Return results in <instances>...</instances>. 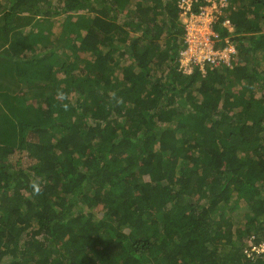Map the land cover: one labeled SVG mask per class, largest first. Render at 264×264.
Returning a JSON list of instances; mask_svg holds the SVG:
<instances>
[{
    "label": "trees",
    "instance_id": "obj_1",
    "mask_svg": "<svg viewBox=\"0 0 264 264\" xmlns=\"http://www.w3.org/2000/svg\"><path fill=\"white\" fill-rule=\"evenodd\" d=\"M191 1L0 0V264H264V0L186 73Z\"/></svg>",
    "mask_w": 264,
    "mask_h": 264
},
{
    "label": "built area",
    "instance_id": "obj_2",
    "mask_svg": "<svg viewBox=\"0 0 264 264\" xmlns=\"http://www.w3.org/2000/svg\"><path fill=\"white\" fill-rule=\"evenodd\" d=\"M180 2H181V4H180L181 8L186 9V11H188L190 9L191 2H192L191 0H181ZM220 5L222 7L225 6L226 5L225 0H218V1H215V3L212 2L211 6L209 7V10H211V12L209 14H206L207 8H203L199 15H197V16L191 15L190 16L193 18L190 19V21L186 25L187 36L189 34V31H190V24L193 22L192 20H194V19H195L194 20L195 26H198L200 24L199 22L203 21L205 18H209L207 28L209 29L210 33L207 34L206 39L201 44V46H202L201 52H203V53H201L200 59H199V54H197L196 56L191 55L190 58L187 59V56H185V55L187 54L188 50L183 53L184 59L182 61H184L185 63L184 64L182 62L181 63H182V67L184 69V72H186V73L190 72V65L192 62H195V64H199L201 66V69H204V63L205 62L210 63V69L217 67L221 61L225 64H229L231 55H233L235 53V49L232 46H225L221 49H216L214 46L215 41L213 40V38L217 40L218 37L216 34H214L213 32L210 31V28H211V23L213 22V20L214 19L218 20V18H216L215 15L219 14L217 17L222 16L220 11L218 10L219 7H221ZM222 25L224 27H227L229 30L232 29L230 21H228L227 19L223 20ZM252 250L256 253H263L264 252V242L258 246L253 247Z\"/></svg>",
    "mask_w": 264,
    "mask_h": 264
},
{
    "label": "rangeland",
    "instance_id": "obj_3",
    "mask_svg": "<svg viewBox=\"0 0 264 264\" xmlns=\"http://www.w3.org/2000/svg\"><path fill=\"white\" fill-rule=\"evenodd\" d=\"M180 4H181V2H180ZM206 8H207L206 14H209L211 12V10H209V7H206ZM192 18L193 17H190V16H189V18H186L185 19L186 23H188L190 21V19H192ZM194 20H192L193 22L190 24L189 34L185 38V41H187V44H189V47H188L189 49L187 51V54L185 55V56H187V59H189L191 55L196 56L197 54H199V59H200L201 53H203V52H201V50H202L201 44L206 39L207 34L210 33L209 29L207 28L209 18H205L203 21L199 22L200 24L198 26H195ZM263 23H264V21H263ZM182 63L184 64L185 62L182 61ZM22 233L23 232H19V235L21 234V236H24L25 234L24 233L22 234Z\"/></svg>",
    "mask_w": 264,
    "mask_h": 264
},
{
    "label": "clouds",
    "instance_id": "obj_4",
    "mask_svg": "<svg viewBox=\"0 0 264 264\" xmlns=\"http://www.w3.org/2000/svg\"><path fill=\"white\" fill-rule=\"evenodd\" d=\"M181 1V0H180ZM215 1H218V0H205L204 2H205V4H203V6H201L200 8H199V13L198 14H196V15H194V16H197V15H199L200 14V12L202 11V9L203 8H206V7H210L211 6V4H212V2L213 3H215ZM225 3H226V5L225 6H221V7H219V11H220V13H221V15L222 16H219V18H221L222 19V22H223V20L224 19H227V16H226V8L227 7H229L230 5H229V0H225ZM179 4H180V2H179ZM191 8V7H190ZM217 15H219V14H216L215 16H217ZM214 17V16H213ZM228 20V19H227ZM229 21V20H228ZM214 22H215V19L213 20V22L211 23V28H210V31L211 32H213L214 34H216L214 31H213V24H214ZM227 28V27H226ZM231 28H232V24H231ZM228 29V28H227ZM187 37V34H186V36H185V38ZM185 38H184V42H185V44H186V47L183 49V51L181 52V56H180V67L183 69V67H182V60L184 59V55H183V53L184 52H186L187 50H188V47H189V44H187V41H185ZM213 40L215 41V43H214V46L215 47H217V45H218V38H217V40L216 39H214L213 38ZM216 49H220V48H216ZM183 71H184V69H183ZM35 187V186H34ZM36 192H39V188L38 187H36ZM264 253V252H263Z\"/></svg>",
    "mask_w": 264,
    "mask_h": 264
}]
</instances>
